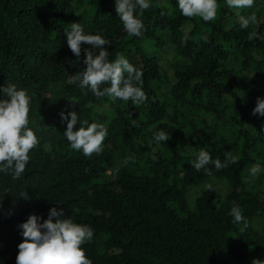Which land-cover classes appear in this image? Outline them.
<instances>
[{
  "label": "trees",
  "instance_id": "trees-1",
  "mask_svg": "<svg viewBox=\"0 0 264 264\" xmlns=\"http://www.w3.org/2000/svg\"><path fill=\"white\" fill-rule=\"evenodd\" d=\"M217 4L215 19L204 22L181 15L176 0H152L135 37L114 0H0V88L26 90L28 127L39 140L19 179L0 173V264H16L19 226L32 214L47 220L53 207L93 228L83 245L91 264L264 262V173L250 175L264 166V117L252 115L264 97V0L252 9ZM253 12L257 23L242 29L240 17ZM71 23L108 40L110 61L122 54L143 73L145 103L80 86L83 49H95L71 52ZM72 110L107 129L99 154L71 148L60 113ZM159 130L169 140L156 145ZM201 149L222 163L226 152L237 159L197 171ZM210 177L229 183L224 201L217 206L204 191L191 207L189 188ZM233 206L240 223L229 215Z\"/></svg>",
  "mask_w": 264,
  "mask_h": 264
},
{
  "label": "clouds",
  "instance_id": "clouds-1",
  "mask_svg": "<svg viewBox=\"0 0 264 264\" xmlns=\"http://www.w3.org/2000/svg\"><path fill=\"white\" fill-rule=\"evenodd\" d=\"M115 10L124 30L132 36H142L145 25L140 13L149 9L152 0H114ZM179 12L184 17H199L204 22L212 21L217 15V0H176ZM231 9H252L256 0H225ZM257 23L253 12L240 17V27L248 29L250 24ZM67 45L71 52L80 58L82 44L91 45L92 49H83L86 58L83 63L86 68L76 79L82 88L89 89L96 97L107 96L113 101H129L140 105L148 97L142 90L143 73L129 62L122 54L114 61L109 59V51L104 47L110 42L99 34H88L81 23H71L70 29H65ZM264 40V37H261ZM97 49L99 52L97 53ZM107 85V87H102ZM3 99H0V173L10 172L13 179H19L29 162V152L34 149L39 140L34 131L28 127L31 97L26 90L18 89L15 84H7L0 88ZM4 97H7L6 99ZM74 108L75 105H72ZM253 116L264 117V97H258ZM62 122H67L64 132L72 149L82 151L85 156L102 151V144L108 135L107 129L97 123L81 121L75 111L61 112ZM169 140L168 133L159 130L153 134L156 145ZM152 159H156L153 155ZM236 157L226 152L222 163L219 158L213 160L204 149L192 163L197 170L209 172V166L216 170L227 168L236 162ZM264 173V166L256 163L250 170L254 178ZM210 174V173H209ZM205 190L218 191L212 183L204 186ZM229 215L233 222L240 223L243 216L238 206H233ZM64 210L53 207L47 220L32 214L19 227L22 230L23 242L18 245L16 264H91L86 256L83 245L94 238V230L89 225L74 222L72 218H63ZM53 218H56L55 221ZM43 220V222H41ZM253 264H264L254 260Z\"/></svg>",
  "mask_w": 264,
  "mask_h": 264
},
{
  "label": "rangeland",
  "instance_id": "rangeland-1",
  "mask_svg": "<svg viewBox=\"0 0 264 264\" xmlns=\"http://www.w3.org/2000/svg\"><path fill=\"white\" fill-rule=\"evenodd\" d=\"M167 55V54H166ZM169 55V54H168ZM167 55V56H168ZM169 57V56H168ZM208 183H212L214 186L218 188V191L215 192L213 190H209L208 192L213 196L215 204L219 206L223 201L228 193L230 186L229 183L225 179L217 178V177H210V179L204 181L203 183H200L198 185H195L193 187H190L188 190V195H189V204L191 207H194L195 202L194 199L200 195L202 192H207L204 188V186ZM256 227H260V220L256 221ZM254 260H258L257 258H251L249 261L243 263V264H253Z\"/></svg>",
  "mask_w": 264,
  "mask_h": 264
}]
</instances>
